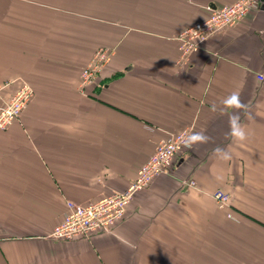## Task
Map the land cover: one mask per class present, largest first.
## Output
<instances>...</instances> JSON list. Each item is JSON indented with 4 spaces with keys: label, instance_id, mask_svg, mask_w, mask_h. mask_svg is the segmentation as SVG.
Here are the masks:
<instances>
[{
    "label": "crops",
    "instance_id": "crops-1",
    "mask_svg": "<svg viewBox=\"0 0 264 264\" xmlns=\"http://www.w3.org/2000/svg\"><path fill=\"white\" fill-rule=\"evenodd\" d=\"M236 1L0 0V107L22 81L35 90L0 130V264H264V0L187 61L177 40ZM104 48L110 63L83 88ZM233 91L248 105L244 142L226 135L233 110L220 111ZM180 130L210 141L183 150L110 232L51 238L67 202L126 191ZM218 190L230 208L218 209Z\"/></svg>",
    "mask_w": 264,
    "mask_h": 264
},
{
    "label": "built area",
    "instance_id": "built-area-1",
    "mask_svg": "<svg viewBox=\"0 0 264 264\" xmlns=\"http://www.w3.org/2000/svg\"><path fill=\"white\" fill-rule=\"evenodd\" d=\"M258 3L259 0H237L221 8H208L210 14L207 19L189 26L177 35L182 60L187 61L192 54L202 51L205 43L216 33L239 25L245 17L258 10ZM112 54L108 48L95 52L90 64L82 70L80 80L83 88L95 84L97 77L110 63ZM33 93L34 90L29 83H22L11 99L0 107V130L9 129L15 121L22 118L25 109L34 98ZM188 133H191V130H180L159 143L151 157L137 171L136 180L129 184L126 191L116 192L108 198L85 206L67 202L68 212L60 225L52 230L51 238L58 241H74L77 238L88 239L95 233L110 232L116 223L124 219L130 200L140 191L148 189L156 176L166 174L175 164L177 156L183 150L189 149L181 142V135ZM185 185L196 186L195 181L187 182ZM212 197L218 209L230 208L231 196L225 191L218 190Z\"/></svg>",
    "mask_w": 264,
    "mask_h": 264
},
{
    "label": "clouds",
    "instance_id": "clouds-1",
    "mask_svg": "<svg viewBox=\"0 0 264 264\" xmlns=\"http://www.w3.org/2000/svg\"><path fill=\"white\" fill-rule=\"evenodd\" d=\"M222 108L220 111L227 112V110H233L231 114L228 115V128L229 131L226 133L227 137L231 138L233 142H244L248 139L249 132L246 126L241 121V110L246 112L248 105L241 100L240 92L233 91L228 96L221 101ZM211 111L216 112L217 105L213 104L211 106ZM210 141L204 132H191L188 134L181 135V142L184 147L191 149L194 145L207 144ZM212 154L218 159L224 161L230 160L231 153L227 147L216 146L212 149Z\"/></svg>",
    "mask_w": 264,
    "mask_h": 264
},
{
    "label": "rangeland",
    "instance_id": "rangeland-1",
    "mask_svg": "<svg viewBox=\"0 0 264 264\" xmlns=\"http://www.w3.org/2000/svg\"><path fill=\"white\" fill-rule=\"evenodd\" d=\"M20 83H21V85H22V83H25V82L22 81V82H20ZM21 85H20V87H21ZM30 85H31V84H30ZM31 86H32V85H31ZM20 87H18V88H20ZM18 88L16 89V91L18 90ZM32 89H33V87H32ZM33 90H34V89H33ZM16 91H15V92H16ZM15 92H14V93H15ZM34 93H35V90H34ZM34 93H33V96H34ZM13 95H14V94H13ZM11 96H12V95H11ZM11 96H10V99H11ZM34 97H35V96H34ZM10 99H9V100H10ZM33 99H34V98H33ZM9 100H8V101H9ZM31 101H32V100H31ZM29 104H30V103H29ZM19 120H21V119H19ZM19 120H17V121H19ZM14 123H15V122H14Z\"/></svg>",
    "mask_w": 264,
    "mask_h": 264
}]
</instances>
